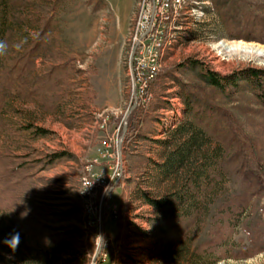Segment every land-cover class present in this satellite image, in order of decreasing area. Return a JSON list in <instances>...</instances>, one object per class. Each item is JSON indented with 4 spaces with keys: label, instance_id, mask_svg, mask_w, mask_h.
<instances>
[{
    "label": "rangeland",
    "instance_id": "rangeland-1",
    "mask_svg": "<svg viewBox=\"0 0 264 264\" xmlns=\"http://www.w3.org/2000/svg\"><path fill=\"white\" fill-rule=\"evenodd\" d=\"M167 1L156 21L158 70L143 84L134 58L147 57L133 37L155 0H0V264H264V189L253 195L233 165L195 221L170 228L171 246L153 230L163 217L142 195L172 189L154 163L165 130L184 119L178 82L199 83L190 63L228 76L264 72V56L218 47L264 48V0ZM35 44L32 63L13 62ZM240 91L218 101L264 165V108ZM36 130L44 133L33 139ZM55 152L66 157L50 165ZM84 177L94 184L89 207ZM13 232L14 252L3 243Z\"/></svg>",
    "mask_w": 264,
    "mask_h": 264
},
{
    "label": "trees",
    "instance_id": "trees-1",
    "mask_svg": "<svg viewBox=\"0 0 264 264\" xmlns=\"http://www.w3.org/2000/svg\"><path fill=\"white\" fill-rule=\"evenodd\" d=\"M256 26L263 27V22H257ZM44 31L42 27L36 33L38 45L42 44L40 37ZM36 47L35 44L13 62L32 63L38 55ZM190 65L197 69L199 83L178 82L184 119L175 128L165 130V138L158 142L161 162L154 163L161 178L173 177L172 189L163 196L142 195L146 204L153 207L157 214H162L163 218L152 226L155 235L165 246H171L177 239L169 238L170 228L174 229L177 223L187 220L195 221L200 208L205 207V200L217 183L222 182L223 175L232 165L234 172L240 173L245 188H255L251 191L253 195L264 189V165L258 157L259 145L243 133L238 121L218 101L219 98L230 97L233 88L235 91L241 90L240 93L251 94L253 100L264 108V72L250 71L228 76L203 68L198 62H191ZM24 69L22 65L20 70ZM43 133L36 130L33 139L43 136ZM132 136L127 130L125 142ZM65 157L63 152H55L48 154L46 159L51 165ZM107 204L104 203L102 210L103 223ZM179 209H184V213L170 215L173 210ZM184 230L182 227L181 232Z\"/></svg>",
    "mask_w": 264,
    "mask_h": 264
},
{
    "label": "built area",
    "instance_id": "built-area-1",
    "mask_svg": "<svg viewBox=\"0 0 264 264\" xmlns=\"http://www.w3.org/2000/svg\"><path fill=\"white\" fill-rule=\"evenodd\" d=\"M173 5L179 7L178 0H173ZM169 6L167 0H155V5L149 11V16L142 17L141 22V33L140 37L136 39L135 44L141 46L144 50L145 57H147V61L144 57L136 56L135 60V71L137 75V80L145 84L146 77L151 78L156 71L158 70L159 66V55L158 49L161 47V37L159 36L158 31V23H156L157 19L165 18L164 13H166V8ZM175 7V8H177ZM157 10V11H156ZM161 15V16H160ZM82 184L86 191L84 192V198L86 203H96L94 195L91 196V190L93 189V182L89 181L87 178H82ZM106 188V187H105ZM96 208L94 207V210ZM93 212V210H92ZM92 212H87L89 215ZM113 212H115L113 210Z\"/></svg>",
    "mask_w": 264,
    "mask_h": 264
},
{
    "label": "bare ground",
    "instance_id": "bare-ground-1",
    "mask_svg": "<svg viewBox=\"0 0 264 264\" xmlns=\"http://www.w3.org/2000/svg\"><path fill=\"white\" fill-rule=\"evenodd\" d=\"M183 0H178V5L180 7V4ZM141 33V22L140 20L137 23L136 31L133 37L134 43L136 42V39L140 37ZM218 47L221 51L224 52H231V53H238L242 55H251V56H264V48L260 45H256L253 43H245L243 41H228V42H220L218 44ZM87 207L92 205V203H87ZM90 210V209H89Z\"/></svg>",
    "mask_w": 264,
    "mask_h": 264
},
{
    "label": "clouds",
    "instance_id": "clouds-1",
    "mask_svg": "<svg viewBox=\"0 0 264 264\" xmlns=\"http://www.w3.org/2000/svg\"><path fill=\"white\" fill-rule=\"evenodd\" d=\"M27 213H24L26 215ZM23 216V215H22ZM148 230V229H145ZM3 243L12 251L14 252L20 243V234L19 232H13L8 238H6ZM45 243L49 244L50 241L48 238H45Z\"/></svg>",
    "mask_w": 264,
    "mask_h": 264
},
{
    "label": "water",
    "instance_id": "water-1",
    "mask_svg": "<svg viewBox=\"0 0 264 264\" xmlns=\"http://www.w3.org/2000/svg\"><path fill=\"white\" fill-rule=\"evenodd\" d=\"M134 49H135V48H134ZM134 49H133L132 54H131V59L133 58ZM127 113H129V111H128ZM104 201H105V198H103L102 203H104Z\"/></svg>",
    "mask_w": 264,
    "mask_h": 264
}]
</instances>
